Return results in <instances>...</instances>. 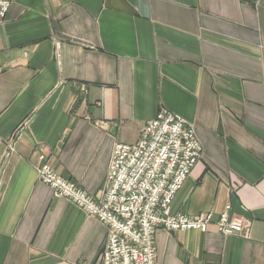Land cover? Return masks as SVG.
Returning a JSON list of instances; mask_svg holds the SVG:
<instances>
[{"label": "crops", "instance_id": "obj_1", "mask_svg": "<svg viewBox=\"0 0 264 264\" xmlns=\"http://www.w3.org/2000/svg\"><path fill=\"white\" fill-rule=\"evenodd\" d=\"M159 110L192 123L203 146L171 213L212 221L158 228V264H264V0H11L0 23V264H100L106 226L53 196L35 166L44 154L99 194L114 143L136 142ZM228 204L250 222L246 236L216 228Z\"/></svg>", "mask_w": 264, "mask_h": 264}, {"label": "built area", "instance_id": "obj_2", "mask_svg": "<svg viewBox=\"0 0 264 264\" xmlns=\"http://www.w3.org/2000/svg\"><path fill=\"white\" fill-rule=\"evenodd\" d=\"M10 4L11 0H0V23ZM201 154L193 125L178 114L160 110L146 122L136 142L114 144L106 185L99 196L58 176L43 155L36 170L54 196L66 198L105 224L100 264H158L154 241L158 228L206 231L212 221L211 212L171 213L172 201ZM215 226L222 234L246 236L250 222L231 215L228 204Z\"/></svg>", "mask_w": 264, "mask_h": 264}, {"label": "rangeland", "instance_id": "obj_3", "mask_svg": "<svg viewBox=\"0 0 264 264\" xmlns=\"http://www.w3.org/2000/svg\"><path fill=\"white\" fill-rule=\"evenodd\" d=\"M160 111V110H159ZM168 111V110H167ZM172 112V111H171ZM174 113V112H173ZM176 114V113H175ZM180 116V115H179ZM155 117V116H154ZM153 117V118H154ZM191 125H193L192 123H190ZM194 127V126H193ZM17 132V131H16ZM14 133V135H16L17 133ZM199 140V139H198ZM200 142V141H199ZM115 143H117V142H115ZM114 143V144H115ZM200 144H201V142H200ZM201 147H202V154H203V146H202V144H201ZM202 154H201V156H202ZM41 155H43V156H45L44 154H41ZM201 156H200V158H201ZM40 161V160H39ZM46 161V160H45ZM199 161V160H198ZM47 162V161H46ZM40 163V162H39ZM110 163V162H109ZM197 164V163H196ZM38 165H36L35 166V171H36V173H37V170H36V167H37ZM50 166V165H49ZM109 166V165H108ZM51 167V166H50ZM52 168V167H51ZM53 169V168H52ZM193 169V168H192ZM54 171V170H53ZM55 172V171H54ZM107 172H108V169H107ZM56 173V172H55ZM57 174V173H56ZM58 176H60L59 174H57ZM37 176H38V174H37ZM60 177H62V176H60ZM106 177H107V174H106ZM62 178H64V177H62ZM39 179V178H38ZM64 179H66V180H70V179H67V178H64ZM40 180V179H39ZM41 181V180H40ZM70 181H72V180H70ZM42 182V181H41ZM74 182V181H73ZM43 183V182H42ZM76 183V182H75ZM45 184V183H44ZM47 185V184H46ZM79 185V184H78ZM48 186V185H47ZM80 186V185H79ZM81 187V186H80ZM82 188V187H81ZM104 189V188H103ZM102 189V190H103ZM101 190V191H102ZM86 191V190H85ZM87 192V191H86ZM88 193V192H87ZM52 194H53V192H52ZM89 194V193H88ZM101 194V192L99 193V194H96V195H94V196H99ZM92 195V194H91ZM53 196H54V194H53ZM55 197H61V196H55ZM61 198H64V197H61ZM64 199H66V198H64ZM67 200V199H66ZM69 201V200H68ZM73 203V202H72ZM86 213V212H85ZM87 214V213H86ZM87 215H89V214H87ZM91 216V215H90ZM94 217V216H93ZM96 218V217H95ZM104 224V223H103ZM105 225V224H104ZM103 243V242H102ZM101 246H102V244H101ZM101 246H100V248H99V250H98V257H99V252H100V249H101Z\"/></svg>", "mask_w": 264, "mask_h": 264}]
</instances>
